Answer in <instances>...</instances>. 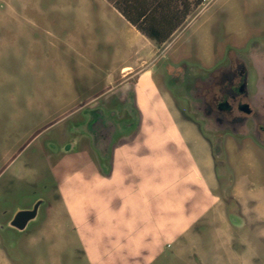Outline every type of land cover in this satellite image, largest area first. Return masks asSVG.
I'll use <instances>...</instances> for the list:
<instances>
[{"label":"rangeland","instance_id":"rangeland-1","mask_svg":"<svg viewBox=\"0 0 264 264\" xmlns=\"http://www.w3.org/2000/svg\"><path fill=\"white\" fill-rule=\"evenodd\" d=\"M194 6L154 46L102 0H0V264H264V0ZM228 63L259 113L237 134L191 106Z\"/></svg>","mask_w":264,"mask_h":264},{"label":"flooded vegetation","instance_id":"flooded-vegetation-1","mask_svg":"<svg viewBox=\"0 0 264 264\" xmlns=\"http://www.w3.org/2000/svg\"><path fill=\"white\" fill-rule=\"evenodd\" d=\"M247 68L245 63L236 64L232 67L230 63L223 67L219 79H209L203 83L204 86L197 85L193 99L196 104L193 108L201 114L203 119L210 121L217 130L237 134L251 118L258 117L257 106L249 100L246 82ZM259 86H264V74L260 75ZM254 126L256 135L260 134L264 127V116L260 117ZM98 119H94L91 135L103 143L113 132L107 123H101V127L95 125ZM259 128H261L259 130Z\"/></svg>","mask_w":264,"mask_h":264},{"label":"crops","instance_id":"crops-1","mask_svg":"<svg viewBox=\"0 0 264 264\" xmlns=\"http://www.w3.org/2000/svg\"><path fill=\"white\" fill-rule=\"evenodd\" d=\"M104 9H107L108 16L112 20L126 25L129 29L136 32L142 39L147 41L148 45H154L146 36L142 35L133 24L148 23L150 25L165 26V32L169 28L184 24L191 16L194 10V0H102ZM202 4V3H201ZM123 75L132 71L130 66H125L121 70ZM99 118L96 126L101 127V123H107L113 132L102 143L101 140L95 139L90 132V126L93 124L94 118L90 121L88 135L93 141L94 145L98 148L101 155L107 158L110 155V149L113 139L116 134V128L112 121L106 120L105 116L98 111ZM101 125V126H100ZM94 126V125H92ZM95 127V126H94ZM261 140L264 142V134H261ZM67 203V201L65 200Z\"/></svg>","mask_w":264,"mask_h":264},{"label":"trees","instance_id":"trees-1","mask_svg":"<svg viewBox=\"0 0 264 264\" xmlns=\"http://www.w3.org/2000/svg\"><path fill=\"white\" fill-rule=\"evenodd\" d=\"M204 0H194L197 6L201 5ZM133 26L139 31L142 35L149 38L156 45L164 44L176 31L179 25H175L169 28L168 31L165 32L166 27L162 25H150L147 22L142 24H133Z\"/></svg>","mask_w":264,"mask_h":264},{"label":"water","instance_id":"water-1","mask_svg":"<svg viewBox=\"0 0 264 264\" xmlns=\"http://www.w3.org/2000/svg\"><path fill=\"white\" fill-rule=\"evenodd\" d=\"M41 202L42 201L36 202L31 210L17 211L9 223L10 227L19 231L25 230L27 225L36 219Z\"/></svg>","mask_w":264,"mask_h":264}]
</instances>
